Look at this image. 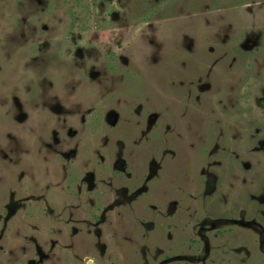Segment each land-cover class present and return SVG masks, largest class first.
I'll return each mask as SVG.
<instances>
[{"label": "rangeland", "instance_id": "1", "mask_svg": "<svg viewBox=\"0 0 264 264\" xmlns=\"http://www.w3.org/2000/svg\"><path fill=\"white\" fill-rule=\"evenodd\" d=\"M0 264H264V0H0Z\"/></svg>", "mask_w": 264, "mask_h": 264}]
</instances>
